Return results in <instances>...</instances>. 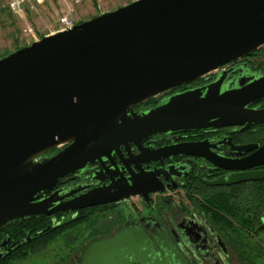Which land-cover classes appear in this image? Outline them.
<instances>
[{
    "label": "water",
    "instance_id": "95a60500",
    "mask_svg": "<svg viewBox=\"0 0 264 264\" xmlns=\"http://www.w3.org/2000/svg\"><path fill=\"white\" fill-rule=\"evenodd\" d=\"M263 43L264 0H133L1 56L0 226L136 195L148 201L160 188L149 186L156 177L142 170L77 195L84 187L54 188L87 163L121 149L130 153L131 143L140 148L157 133L263 121L264 108L246 105L264 97V74L223 91L219 78L134 109ZM59 145L65 146L43 156ZM259 150L255 156L264 145ZM106 171L102 166L98 173ZM261 178L264 171L230 181ZM131 239L123 228L92 239L78 263L127 264Z\"/></svg>",
    "mask_w": 264,
    "mask_h": 264
},
{
    "label": "flooded vegetation",
    "instance_id": "af4514ba",
    "mask_svg": "<svg viewBox=\"0 0 264 264\" xmlns=\"http://www.w3.org/2000/svg\"><path fill=\"white\" fill-rule=\"evenodd\" d=\"M264 74V43L187 83L175 85L134 106L145 111L162 99L188 89L204 87L221 78V90L238 87L241 78ZM263 109L264 97L246 105ZM211 126L194 130L157 133L131 143L130 153L112 152L111 159L92 161L61 178L54 190L89 188L107 184L132 173L152 172L160 188L149 193L77 210L9 219L0 226V264H19L43 251L57 237L72 246L52 264H79L81 248L95 238L114 235L120 228L128 233L131 256L127 264H255L264 261V178L230 181L233 176L264 171V120ZM65 145L45 154L50 157ZM102 166L107 168L101 175ZM140 169V170H139ZM96 176H107L99 181ZM219 182V183H216ZM146 188L145 184H140ZM73 195V196H74ZM72 197V196H70ZM62 200H67L68 198ZM136 197L138 200H136ZM108 213L107 222L98 219ZM86 216V221L62 231L41 247L42 231L60 227ZM39 222V223H36ZM44 224V228L37 226ZM44 237V236H43ZM38 249V250H37Z\"/></svg>",
    "mask_w": 264,
    "mask_h": 264
},
{
    "label": "rangeland",
    "instance_id": "374dc122",
    "mask_svg": "<svg viewBox=\"0 0 264 264\" xmlns=\"http://www.w3.org/2000/svg\"><path fill=\"white\" fill-rule=\"evenodd\" d=\"M11 1L0 0V56L54 33L59 27V18L64 14L79 23L133 0H24L21 4L22 16L12 10ZM109 216L108 213L102 215V219H98V226L107 222ZM71 246L72 243L65 237L59 236L43 251L30 255L19 264H52ZM255 264H264V261L259 260Z\"/></svg>",
    "mask_w": 264,
    "mask_h": 264
},
{
    "label": "trees",
    "instance_id": "16d2710c",
    "mask_svg": "<svg viewBox=\"0 0 264 264\" xmlns=\"http://www.w3.org/2000/svg\"><path fill=\"white\" fill-rule=\"evenodd\" d=\"M96 16V15H95ZM42 37V36H41ZM26 45V44H24ZM22 45V46H24ZM3 56V55H2ZM1 57V56H0ZM86 221V216H82V217H77V218H74L70 221H67L66 223H64L63 225H61L60 227H57L55 229H51L49 231H47L46 229H44L42 231V234H41V239H40V243L39 244H34L33 246H38V247H41L47 243H49V241H51L52 239H54L59 233H61L62 231H67L68 229L70 228H74L78 223L80 222H84ZM36 223H39V222H36ZM37 229H42L44 228V224L41 223L40 226H37L36 227ZM262 233L264 234V227H262L261 229ZM44 236V237H43ZM38 250V249H37Z\"/></svg>",
    "mask_w": 264,
    "mask_h": 264
},
{
    "label": "built area",
    "instance_id": "2783aa9c",
    "mask_svg": "<svg viewBox=\"0 0 264 264\" xmlns=\"http://www.w3.org/2000/svg\"><path fill=\"white\" fill-rule=\"evenodd\" d=\"M24 0H12L10 2V7L12 10L17 13L19 16L23 15V9L21 7V4ZM75 22L67 15L64 14L59 18V27L56 29V31H62L71 28L74 26ZM55 31V32H56Z\"/></svg>",
    "mask_w": 264,
    "mask_h": 264
}]
</instances>
